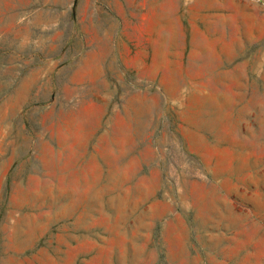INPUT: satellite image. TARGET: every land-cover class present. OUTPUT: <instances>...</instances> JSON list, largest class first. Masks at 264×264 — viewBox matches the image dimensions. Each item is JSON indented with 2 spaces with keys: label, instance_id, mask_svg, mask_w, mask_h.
Segmentation results:
<instances>
[{
  "label": "rangeland",
  "instance_id": "rangeland-1",
  "mask_svg": "<svg viewBox=\"0 0 264 264\" xmlns=\"http://www.w3.org/2000/svg\"><path fill=\"white\" fill-rule=\"evenodd\" d=\"M0 264H264V0H0Z\"/></svg>",
  "mask_w": 264,
  "mask_h": 264
}]
</instances>
